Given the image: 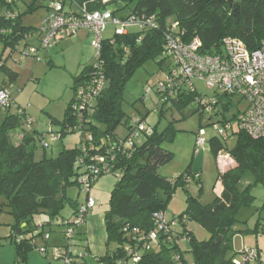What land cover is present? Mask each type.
Segmentation results:
<instances>
[{"label":"trees","instance_id":"trees-1","mask_svg":"<svg viewBox=\"0 0 264 264\" xmlns=\"http://www.w3.org/2000/svg\"><path fill=\"white\" fill-rule=\"evenodd\" d=\"M52 3L44 6L42 0H0V43L4 48L16 51L20 46H35L34 35L39 27L27 26L24 20L41 8H45L47 14ZM63 3L65 8L86 7L90 12H104L116 5L115 15L121 10H130V15L137 17L154 16L157 27L142 31L135 29L113 39L104 38L99 61L101 67L96 70L93 63L73 78V98L64 119L55 123L61 126V138L65 134H80V141L74 148H64L56 158L44 155L37 161L33 133L38 132L27 128L24 117L15 108L3 113L0 122V198L5 200L3 206L9 209L13 218L8 240L14 244L18 260L27 262L28 255L39 249L36 239H45L54 228H63L60 234L67 241L66 230L72 226L80 207L91 197L96 184L102 177L113 175L117 183L104 213L107 253L96 259L95 264H117L119 260H129L125 252L127 245L134 250L138 247L143 249L137 264H187L180 246L183 239L190 241L194 264H236L237 253L233 251L234 238L240 232L236 229V225L241 223L239 213L253 205L252 186H264V140H254L244 132L235 131L232 136L237 137V142L231 150H227L217 137L209 140L216 158L225 152L235 161L236 167L225 173L220 171L217 183L221 182L223 192L209 205H204L200 197L195 198L186 191V210L179 218L167 220L168 224L175 222L176 226L164 234L155 221V215L166 213L176 191L186 190L192 181L202 190L201 176L190 169L174 180L159 174V168L175 158L164 145L174 143L179 131L174 122L159 131L158 126L152 127L147 123L146 116L129 115L124 108V95L129 80L147 62L161 58L158 64L162 65L168 61L164 56L166 35L173 24H178L175 34L181 36L182 41L188 42L195 37L201 40L202 54H221L223 41L227 38L241 41L250 52L259 50L264 40V0H114L109 4L102 0H68ZM169 62L167 71L173 67ZM4 70L5 64L0 66V73ZM96 73L105 79L104 91L94 99L89 111L78 109V92ZM5 87L9 88L1 84L0 89ZM152 90L162 103L172 102L177 107L191 101L196 103L199 96L190 92L180 80L163 92L157 87ZM223 99L228 100L226 97ZM230 107V103L225 102V111ZM198 111L205 114L199 106ZM219 114L223 122L228 121L223 112ZM162 118L163 112L159 114V119ZM132 119L145 123L152 133L143 134L134 147L127 148L125 142ZM120 126L125 127L123 137L117 135ZM20 129L24 138L16 146L11 141V134ZM38 136L42 143H48L43 148H49L50 143L44 134ZM98 157L103 161L96 160ZM90 165L99 169L100 174L89 194L78 179L88 172ZM249 174L253 176L254 184L240 190V182ZM73 185L86 194L83 204L68 197V189ZM67 207L72 210L70 218L62 215ZM191 220L209 232L208 240L199 241L188 230L187 223ZM85 224L81 227L84 228ZM261 225L258 221L255 229L244 233H256ZM81 227L76 229L75 238L83 244ZM151 232L158 234L159 243L156 248L146 250L141 239L148 238ZM170 237L171 241L168 240ZM112 244H116V250L110 253ZM87 261L85 258L78 264H87Z\"/></svg>","mask_w":264,"mask_h":264},{"label":"rangeland","instance_id":"rangeland-1","mask_svg":"<svg viewBox=\"0 0 264 264\" xmlns=\"http://www.w3.org/2000/svg\"><path fill=\"white\" fill-rule=\"evenodd\" d=\"M53 0H42L44 6H48ZM56 1V0H54ZM111 11L116 10V5L112 6ZM130 10H121L118 13L119 17H128ZM46 15V9L41 8L35 14L28 15L24 23L27 26L39 27L41 20ZM82 31V32H81ZM78 36L64 38L62 46L58 44L49 52L41 50L37 61L36 57L28 56L23 52L24 47L20 46L16 51L11 48H4L0 43V57L6 65V70L0 73V87L5 84L9 87L10 94L15 103L26 110L29 119L33 121L31 131H37L35 159L39 161L44 155L50 158H56L59 153L64 149L74 148L80 141L79 133L65 134L61 138V126L56 124L55 121H62L65 116L66 109L73 98V78L74 75H79L85 66H90L96 61L95 50L93 46V36L90 39L82 38L84 31L81 30ZM134 32L135 29H130ZM113 35V29L110 26L103 34L104 38H110ZM37 45L36 42L34 44ZM161 58L156 61H149L140 69H138L133 77L129 80L125 91V105L126 112L138 117L146 116L147 123L152 126H158L159 131H163L170 123L174 122L175 128L179 131L174 143L165 144L164 148L174 153L175 158L172 162L159 168V174L169 180H174L180 175H183L187 170L193 173L200 174L201 188L192 181L187 185L186 190L178 189L168 204L165 216L168 221L174 217L179 218L187 208V192L195 197H200L201 203L204 205L211 204L215 199L214 187L217 183L219 173L221 171V164L218 162L216 156L212 152L209 140L217 137L226 147L227 150L234 148L237 142V137H223L219 136L214 129V124L223 121L222 116H216L213 113L201 114L198 111V105L191 101L190 103L181 107L175 106L172 102L162 103L156 93L147 96V89L156 85L159 81L165 78L170 62L167 61L159 65ZM52 61V63H50ZM195 88L197 93L203 97H212L214 91L206 88L204 83L195 81ZM221 100L217 106L219 111L224 113L228 120L232 119L238 111L244 109L243 106L238 105L237 100L230 102L226 99ZM225 102L230 103V108L225 111ZM134 105V106H133ZM163 112V118L159 119V114ZM4 114L0 112V122ZM204 129L206 140V147L196 152V142L198 132ZM30 130V129H29ZM39 134H44L45 140L50 143L49 148H43V143L39 139ZM126 134L125 127L120 126L117 130V135L123 137ZM58 137L56 142H52V136ZM24 138L22 130H17L11 134V141L14 145H19ZM52 144V146H51ZM225 153V152H224ZM222 163V171L227 172L230 169L229 157ZM233 160V159H232ZM109 179L111 189L100 188L98 191L92 190L96 200V208L90 214L101 215L108 209V204L111 192L117 183V178L113 175H106L100 180ZM254 184L252 175H247L239 184V189L244 190L249 185ZM218 187V184H217ZM187 191V192H186ZM68 197L83 204L86 200V194L77 186L73 185L68 189ZM252 195L254 196L253 205L249 208L243 209L239 213V220L241 223L236 225V229L240 232L234 238V251L236 254L235 261L240 259L238 253L242 252L251 242L256 241V237L264 245V233H257V235L246 234L244 231L253 230L258 221H261L260 230H264V186H252ZM5 200L0 198V243L3 244L7 239L10 232V224L13 223V218L10 215L9 209L4 207ZM3 206V207H2ZM72 210L67 207L62 215L65 218H70ZM99 225H101V232L104 236V223L103 216L100 218ZM187 228L193 232L199 241H206L210 238L209 232L196 221H188ZM50 233L48 242H51L48 251L49 258L44 259L47 264H64L63 260H53L51 251L53 241L64 240L63 235L60 233L63 228H54ZM81 232L84 229L80 228ZM94 231V232H93ZM98 229L92 230L93 239L98 236ZM2 238V239H1ZM36 240L40 247L46 246V239L39 237ZM77 249L80 253L85 254L86 249L84 243L79 244V238H75ZM98 241V240H97ZM57 243V242H56ZM52 246V247H51ZM181 250L184 253V259L187 264H193L194 258L190 252V241L184 239L180 243ZM251 248V247H250ZM9 248L0 249V253H6ZM11 250V249H9ZM264 258V256H262ZM93 258H88L87 264H95ZM83 262V259H80ZM179 264V263H178Z\"/></svg>","mask_w":264,"mask_h":264},{"label":"built area","instance_id":"built-area-1","mask_svg":"<svg viewBox=\"0 0 264 264\" xmlns=\"http://www.w3.org/2000/svg\"><path fill=\"white\" fill-rule=\"evenodd\" d=\"M67 1L56 0L52 3V8L42 19L39 29L34 35L37 45H25L23 52L26 55L36 57V60L39 61L41 50L50 51L60 42L61 38L75 37L81 30H88L93 36L92 47L96 55L94 68L97 70L102 64L99 61H101L100 56L104 41L103 34L110 26L113 29V35L110 39H113L116 35H126L130 32V29L142 31L157 27L154 16L150 18L134 15L119 17L111 9L104 12H90L86 7L76 8L75 6L68 7V9L65 8L63 3ZM113 1L102 0L104 4ZM177 28L178 24H173L168 30L166 35L167 44L164 51V56L172 62L173 67L165 73L163 80L147 89V96L151 95L153 87H157L162 92L167 90V87H174L176 80L185 83V87L192 93H197L195 81L204 83L206 88L214 91V95L212 97L199 95L195 99L202 112L220 116L217 106L224 97L230 102L237 100L238 105L244 107L242 111H238L235 118H232L233 120L219 121V123L214 124V129L219 136L229 138L232 137L235 131H241L254 140H264V40L259 50L250 52L241 41L227 38L223 41L221 54L207 55L200 52L202 42L198 37L184 42L181 40V36L175 34ZM3 65V61H0V66ZM105 84L104 77L96 73L88 85L80 88L78 92L80 102L77 108L89 111L94 99L104 91ZM10 108H15L16 112L24 117L28 129L32 128L33 121L27 116L26 110L17 107L9 88L5 87L0 89V112H8ZM151 133L152 130L145 123L132 119L125 146L132 148L142 138L143 134ZM204 136L205 130L201 129L197 134V153L206 147L207 142ZM57 140L58 137L53 135L51 141L55 142ZM43 145L48 146V143L44 142ZM223 157L230 156L222 152L219 158ZM96 160L103 161L99 157ZM99 171V169L90 165L88 172L79 177V184L84 187L86 193L90 194L93 184L100 174ZM105 172L108 171L105 170ZM95 206V199L89 197L87 203L80 207L74 217L72 226L66 230V246L52 250L51 258L53 260H63L64 264H78L80 259L84 260L87 257L86 253L82 254L78 251L74 239L76 229L85 224L86 217ZM155 221L164 234H168L170 228L176 226L175 222L168 224L165 213H157ZM49 238V235L45 237L46 240ZM168 240L171 241L172 237ZM141 241L145 242L143 248L150 250L158 246L159 236L157 233L151 232L148 238H142ZM38 251L44 258H49L47 247H41ZM142 251L143 249L139 247L134 250L130 245L125 246V252L130 259L127 261L119 260L117 264H129L130 262L137 264L141 259L140 253ZM235 263L264 264V258L261 257L257 247L246 248L240 252V259Z\"/></svg>","mask_w":264,"mask_h":264},{"label":"crops","instance_id":"crops-1","mask_svg":"<svg viewBox=\"0 0 264 264\" xmlns=\"http://www.w3.org/2000/svg\"><path fill=\"white\" fill-rule=\"evenodd\" d=\"M83 31H84V34L82 35V38H85L88 41V39H90V37L92 35H91V33L88 32V30H83ZM78 34H77V36H78ZM64 38H66V37H64ZM64 38L60 39V42L58 44L59 47L62 46ZM47 53H51V52L47 51ZM50 63H52V61H50ZM77 75H75V76H77ZM75 76L73 75L72 78H74ZM229 158H230V161H232L231 164H230L231 167L229 169V170H231V169L236 167V163H235L234 160H232L231 157H229ZM217 160L221 164V172L225 173V171L224 172L222 171V169H223L222 163H223V161L226 162V160H228V159H223L222 160L221 158L218 157ZM111 184H113V183L109 179L100 180L96 184V187H95L93 192L98 191L100 188H102V189L108 188V190H110L111 189ZM217 184H218V187H217ZM217 184L214 187V190H215L214 192H215V196H220L222 194V192H223V186H222L221 182H218ZM93 194L94 193H91V197L92 198H94ZM96 205H97V203H96ZM90 213H89V216H88V218L86 220V224H85V226L83 228L84 229L83 243H84V246H85V249H86L85 253H87V257L86 258L87 259L88 258H93L96 261V259L103 258L106 255V253H107V246H106V244H107V233H106V227H105L104 214L97 215V214H93V213L90 214ZM102 216H103L104 232H105L104 236L102 235V232L100 230L101 229V225H99V221H100V218ZM93 229L94 230L98 229V232H97L98 236L96 238H94V239H93V236H92V230ZM259 232L263 234V232L260 230V228H259L258 232H256V233L254 232V233H250V234L251 235H253V234L257 235V233H259ZM9 235H10V232L8 233L7 236L3 237V240H1V241H4L5 239L8 240L9 239ZM256 238L257 239H256L255 242L253 241L250 244H245V246L248 245L246 248L257 247L259 249V251H260L261 256H264V245H261V241L258 239V237H256ZM36 241H37V246H41V245H38V241L39 240H36ZM50 244H51V242H48V244L46 245V247L48 249H49ZM79 244H81V243H79ZM56 245H57V247H52V246H56ZM52 246L51 247L53 249L54 248L65 247L66 246V241L61 239V238H60V241H55L54 240ZM1 248H3V249L9 248L11 250L8 249L6 253H0V264H47V262L44 261V259H46V258H44L40 254V252L38 250H34L33 252H31L28 255L27 262H20L18 260L17 256H16L15 246H14L13 243L10 242V240L9 241H5L1 245L0 249ZM51 253H52V251H51ZM57 261H59V260H57ZM63 263H64V261H63ZM254 264H257V263H254Z\"/></svg>","mask_w":264,"mask_h":264},{"label":"water","instance_id":"water-1","mask_svg":"<svg viewBox=\"0 0 264 264\" xmlns=\"http://www.w3.org/2000/svg\"><path fill=\"white\" fill-rule=\"evenodd\" d=\"M116 250V244H112L109 248L110 253H113Z\"/></svg>","mask_w":264,"mask_h":264}]
</instances>
